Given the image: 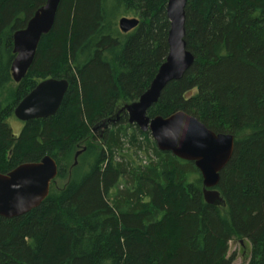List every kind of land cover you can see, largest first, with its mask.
<instances>
[{"label":"trees","instance_id":"1","mask_svg":"<svg viewBox=\"0 0 264 264\" xmlns=\"http://www.w3.org/2000/svg\"><path fill=\"white\" fill-rule=\"evenodd\" d=\"M45 4L0 0V174L51 157L57 178L69 180L61 190L54 181L30 213L0 217V264H232L236 239L250 242L249 264H264V0H188L186 44L195 63L148 112L151 119L185 112L234 136L217 188L225 207L206 203L193 163L159 151L127 115L102 137L93 132L137 102L166 61L167 0H62L15 84L14 34ZM123 18L139 26L123 34ZM52 78L69 82L59 111L16 137L8 120Z\"/></svg>","mask_w":264,"mask_h":264},{"label":"water","instance_id":"2","mask_svg":"<svg viewBox=\"0 0 264 264\" xmlns=\"http://www.w3.org/2000/svg\"><path fill=\"white\" fill-rule=\"evenodd\" d=\"M62 0H46V4L34 14L24 30L14 34L15 59L11 66L12 79L20 84L32 67L38 47L44 36L52 31ZM188 0H167L169 53L166 61L140 99L124 106L115 118L102 121L94 127L100 137L120 116H128L129 124L141 132L149 133L161 152L193 163L201 174L204 199L209 205L225 207V200L217 190L220 174L230 162L235 138L230 134H216L197 118L178 112L168 118L148 116L168 84L181 80L195 63V57L187 50L186 6ZM139 26V20L123 18L119 21L121 33L128 34ZM69 90V82L61 79L43 81L17 106L14 115L22 123L54 117ZM79 152L75 158L78 164ZM58 177V165L51 157L39 163L24 164L6 175L0 174V217L14 219L39 208L50 195L51 185Z\"/></svg>","mask_w":264,"mask_h":264},{"label":"rangeland","instance_id":"3","mask_svg":"<svg viewBox=\"0 0 264 264\" xmlns=\"http://www.w3.org/2000/svg\"><path fill=\"white\" fill-rule=\"evenodd\" d=\"M13 89H14V86L10 85L8 92L12 91ZM7 123L12 129L13 134L16 137H19V135L21 134L23 130V124L19 122V120H17L15 117H12L11 119H9ZM122 155L124 154L122 153ZM139 157H140L139 161L145 160L144 155H140ZM68 180H69V177H66L65 179L56 178L55 182L52 185L53 186L52 188H54V190H61L66 187ZM250 256H251V244L249 241L236 239L230 242L228 258H233L232 264H249Z\"/></svg>","mask_w":264,"mask_h":264},{"label":"flooded vegetation","instance_id":"4","mask_svg":"<svg viewBox=\"0 0 264 264\" xmlns=\"http://www.w3.org/2000/svg\"><path fill=\"white\" fill-rule=\"evenodd\" d=\"M17 108V107H16ZM15 112V111H14ZM14 117H15V115H14ZM16 118V117H15ZM18 120V119H17ZM20 122V121H19ZM22 123V122H21ZM23 124V127H24V125H26L27 123H22ZM98 135L100 136V132H98Z\"/></svg>","mask_w":264,"mask_h":264}]
</instances>
